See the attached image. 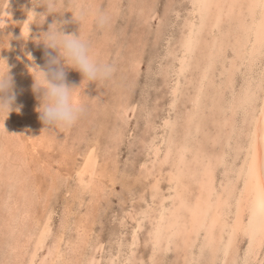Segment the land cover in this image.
Instances as JSON below:
<instances>
[{"label": "bare ground", "instance_id": "bare-ground-1", "mask_svg": "<svg viewBox=\"0 0 264 264\" xmlns=\"http://www.w3.org/2000/svg\"><path fill=\"white\" fill-rule=\"evenodd\" d=\"M19 1H21V0H19ZM69 2H70V0H69ZM117 2H118L117 0H109L108 6H107L108 12L106 14H104V16L106 15V17H107V16H109V14L112 15L111 13H113L114 10L115 11L118 10V8H117L118 3ZM119 2H120V0H119ZM19 3H18V5H19ZM189 5L191 6V9H190L189 14H188L189 17L188 18L186 16L184 17L186 19H184V23H182L183 24L182 25V33L179 32V35L181 37L179 36L180 39L178 37V39H179L178 45L180 47L181 51H179V52H181V54H180V56L176 55L177 56V58H176L177 71L175 70V72H176V75L180 78V77L184 76L185 72H187L188 70H192V71L196 70V72H197L196 78L197 79H195V81H194L195 83H193V80H194L193 77H195V76L192 75L193 77H191V76L187 77V79L193 78V80L188 81V83L192 84L191 85L192 86V91H191L192 93H190V91H189L190 94H188V95L183 93V91H180V84H178V83L179 82L181 83V81L178 82V79H177L176 86L172 90L173 100H172V103L169 102V104H171V108H177L179 106L176 107V104L179 101L181 103L180 105L182 106V109L177 108L178 110L177 111L175 110L176 114L174 116V119H170V117L167 119V117H166V119L163 121L164 122L163 126L167 129V132H165L166 137L164 135V137H165L164 139L162 138L163 135L160 137L163 139V140L161 139L162 143H160V144H162V146L164 147V148L162 147L163 153L161 151L162 156H159L161 146H155L154 145L153 146L154 147L153 152H151V153H153L152 155L154 156L153 162H155V163L157 162V168H158L156 171L157 175L162 176V174H163L162 169H164L163 167L166 165L168 166V170L166 171V173H167L166 174V176H167V182L166 183H168V189L166 190V188H165V190L167 192L171 191V193L167 197H164L162 195H160V197H159L158 196L159 193L163 192V191L159 192V183L161 181V177H160V181H159V179H156L152 175L153 171H148L149 176L147 174L146 175L150 178H151V176H152V178L154 177V180H155L154 183L152 184L151 188L148 186L152 190L151 195H150L151 199H152L151 203L154 204L156 202L155 200L157 199V196L159 197V199H157L158 201L156 202V206L152 211L151 210L148 211L150 208L146 209L147 207H145L144 212H143V210L141 211L143 219H148L147 221H149L148 223H150L149 224L150 228L147 231V236H146L147 238L145 237L146 241L143 238V240L146 243L150 244V248H151L150 249L151 253H150V256L148 259L149 260L148 264H160L161 256L164 255V253L169 251L170 249L175 251V252H179L176 255L179 257L181 264H194V263L195 264H264V0H190ZM6 6L4 7V9L2 11L3 13L0 14L1 15L0 16V23L1 24L4 22L3 19L5 17H7L8 15L9 16L15 15L14 14L15 11L12 15L10 13V9H8ZM14 8H16V7H14ZM18 8H21L20 5ZM23 8L24 7L22 6L21 11H23ZM69 8H68V10H69ZM130 9H132V8H130ZM16 10L18 11V9H16ZM51 11H52V7H51ZM77 11H76V13H77ZM86 11H87V9H86ZM92 11L96 15L95 10L93 9ZM142 11H144V10H142ZM171 11H173V10L171 9ZM80 12H82V11H80ZM174 12L176 14V11H174ZM22 13H19L18 15H20ZM47 13H50V12L47 11ZM65 13H66V11H65ZM65 13H63V15ZM69 13H71V12H69ZM91 14H93V13H91ZM16 15H17V13H16ZM33 15H34V13L32 11H30L27 14L26 21H25V24H24L22 30L20 32L17 31L19 28L16 30L20 35L17 36L18 38L16 39V44L14 46V49H15L14 52L16 51L15 58H14L13 62L10 64V66H9V64L5 65V63H2V67L0 65V84H1V81H2L3 77L5 76V74L8 71H11L10 69H13V70H15L14 75H16V77H20L19 79H17L18 80L17 82H18V84L20 83V85H22V87L25 84L26 85L29 83L32 84L35 81V83L36 82L40 83V86L42 84L44 87H46L47 92L49 91L48 93L51 94L53 89H57V88H55L53 86H52L53 88H49L51 86L50 85L51 81L49 80V77L51 75L49 76V74H46V76H43L45 74L40 73V67H41L42 62L40 61L41 62L40 63L38 61L39 59L37 60L36 58H30V57L25 58L24 60L22 59L23 53L25 52L24 48H23V45H25L24 39L26 37L28 28H29L30 24L32 23ZM55 15H57V14H54V17H55ZM60 15L58 14L59 17H60ZM80 15H79L78 20L81 19ZM83 15L85 17V14H83ZM137 15H138V12H137ZM169 15H167V16H169ZM11 16L9 18H12ZM64 16L66 18V15H64ZM179 16H180V14H179ZM179 16L176 15V17H179ZM19 17L20 16H18V18ZM76 17H78V16L76 15L74 17V19H76ZM139 17L142 18L146 22V20L149 19L151 17V15H149L147 13V15L143 16L141 14V16H139ZM14 18H15V16H14ZM108 18L110 20V17H107V19ZM174 18H175V16H174ZM13 19L11 20V22L13 21ZM47 19H45L44 21H46ZM62 19H60V20H62ZM142 19H141V21H142ZM60 20L58 19V21H60ZM83 20H85V22L87 21L86 19H83ZM94 20H91V23H92V21L94 22ZM167 20H168V18H167ZM180 20L178 19L179 22H180ZM22 21H23V19H22ZM66 21L67 20H65V22ZM72 21H73V18H72ZM175 21H176V19H175ZM14 22H16V21H14ZM17 22H16L17 24H20L19 20ZM35 22H36V20H35ZM49 22H50V20H49ZM77 22H79V21H77ZM105 22H107V21H105ZM150 22H151V20H150ZM60 23H62V22L60 21ZM83 23L84 22H82L81 24H83ZM62 24L65 25V23H62ZM62 24H60V25H62ZM145 24L147 26V23H144V25ZM167 24H170V23H167ZM180 24H181V22H180ZM3 25H4V23H3ZM73 25H75V24H73ZM78 25H77V27H78ZM177 25H179V24H177ZM86 26H87V24H86ZM148 26H149V24H148ZM169 26H174V25H169ZM54 27H57V24H55ZM77 27H75V28L77 29ZM179 27H181V26H179ZM58 28H56V29H58ZM72 28H74V27L72 26ZM83 28H86V27H83ZM156 28H157V26H156ZM52 29H54V28H52ZM61 29H62V34H63L64 29L62 27H61ZM81 30H80V32H81ZM179 30H180V28H179ZM58 31H59V29H58ZM76 31H78V30H76ZM86 31L88 33L89 29H86ZM43 32H45V31H43ZM52 32H53V30H52ZM71 32H72V30H71ZM83 32H81L82 35H83ZM164 32H166V31H164ZM164 32H163V35H164ZM156 33H157V31H156ZM156 33H154V34H156ZM75 34H76V32H75ZM105 34L106 33L104 32V35ZM95 35H94V37H95ZM71 37H73V36H71ZM75 37H73V38H75ZM139 37H141V36H139ZM139 37L137 36V38H139ZM167 37L168 36H166V38ZM60 38H62V37H60ZM67 38H69V36ZM141 39H142V37H141ZM63 40H65V39H63ZM72 40L74 42V39H72ZM72 40L70 42L71 44H72ZM155 40L157 41L156 38H155ZM68 41H69V39H68ZM94 41L96 42V40H94ZM110 41H112V40H110ZM101 42H104V41H101ZM138 42L136 44H140V38L138 39ZM31 43H32V41H31ZM100 44H102V43H100ZM167 44H169V43H167ZM140 45H144V44L142 43ZM141 47H143V46H141ZM141 47H139L140 50H142ZM50 48H52V46ZM171 48H173V47L171 46ZM62 49L64 50L65 47L63 46ZM127 49H129V48H127ZM132 49H133V47H132ZM99 50H101V49H98V51ZM144 50H145V48H143V51ZM167 50H169V49H167ZM228 50H230V52H231V57H229V62L227 63L228 65H226V67L222 66L223 68H222L220 74L216 73L217 75H220V77L222 76V79H220V77H218L221 82L218 81V82H220V84L217 85L216 84L217 82L216 83L214 82V74L215 73L213 74V69L216 66L217 62H219L221 59L227 58L226 54H227ZM43 51H42V53H43ZM131 51L132 50H130V51L128 50L126 52V54H128V53L131 54ZM1 52H4V51H1ZM4 54H5V52H4ZM129 54L127 55V57L129 56ZM176 54H178V53H176ZM33 55H34V53H33ZM35 55L37 56L36 53H35ZM99 55L100 54L98 53L96 56L98 57ZM174 55H173V57H174ZM135 56H137V55H135ZM87 57H88L87 61H89V62L92 61L93 55L91 54V52L88 54ZM140 57L141 56H139V58H133L132 57L133 59L130 61L134 65H138ZM12 59H13V57H12ZM127 59H129V58H127ZM43 61H45V60L43 59ZM261 61L263 63L261 65V69H260V73H259L258 77L254 78V77L250 76L252 70H254L253 67L256 65H259L258 63H261ZM222 62H224V61H222ZM84 64H86V63L84 62ZM123 64H124V61H123ZM128 64H130V63H128ZM219 64H221V62ZM130 65L132 68V64H130ZM241 66L246 67V70L248 71L249 76H247V74L245 75L246 80L243 84H241L243 86L242 89L240 90V92L239 91L236 92L237 89L236 90L234 89V85L236 83H234V82L237 78H236V76L234 77V75L236 74L237 70L238 71L241 70V68H240ZM217 67H218V65L216 66V68ZM136 68H137V66H136ZM120 69H118V71ZM127 69L125 68V70H127ZM49 70H50V68L47 71H49ZM123 70H124V68H123ZM216 70H218V68ZM216 70H214V71H216ZM124 72H127L128 76H129L128 71H124ZM175 72L173 74H175ZM10 73L11 72H9V74ZM164 73H163V75H165ZM239 73L241 74V71L238 72V76H239ZM62 74H63V72H62ZM123 74L125 75V73H123ZM10 76H12V75H10ZM22 76H25V78L24 77L22 78ZM127 77H126V79H128ZM165 77L166 76H164L163 78H165ZM233 77L235 78V80L233 79ZM126 79L124 78L125 84H126ZM129 79H132V78L129 76ZM219 79H217V80H219ZM242 80H244V79H242ZM113 82H115V81H113ZM128 82H129V80H128ZM128 82H127V84L129 85ZM168 82H170V81H168ZM188 83H186V84H188ZM118 85H120V84L118 83ZM128 85H125V86L128 87ZM59 86L60 85H57L58 88H59ZM188 86H189V84H188ZM5 87L7 88V86H5ZM22 87L20 89H22ZM186 87H187V85H186ZM117 88H118V86H117ZM171 89H172V87H171ZM187 90H191V89H186V92H187ZM71 92L72 91H70V93L66 96H65L66 93L65 94L63 93L62 102L64 104L68 103V106L71 108H74V107L77 108L78 103H79V98ZM78 92H80V91H78ZM116 93H117V91H116ZM125 93H128V91ZM20 94L24 95L25 93L22 90V91H20ZM168 94H169V92H168ZM125 95H127V94H125ZM27 96H28V94H27ZM170 96H171V94H170ZM185 97H187L186 101H184V99H186ZM179 98H182V101ZM16 99H18V98H16ZM130 99H129V101H130ZM158 101H160V100H158ZM23 102L25 103V100H23ZM146 103H147V101H146ZM25 104L28 105L27 102ZM120 104H121V101H120ZM123 104L124 103H122V105ZM27 105L22 104L21 106H23V107L21 109H18V104L14 105L15 107H13V110H14L13 112H15V114H17L18 117L11 118V116H9V118H4V120L1 119V121H0V169L3 170V167H6V166H8V168L11 167V168L16 170L15 174L18 176H20L22 174L21 170H23L29 166L28 163H29V160H31V158L27 159V156H28L27 151H29L27 148L29 147V145L27 147L26 143L28 141L31 143L30 145H32L34 147L42 145L43 142L46 143L45 145L43 144L42 147L40 146V148H42V150H43V147H45V146L50 147V145L54 141V140H52V136H50L48 132L46 133L44 131V130H46V129H44L45 127L43 128L44 123L42 121L44 119L42 121L38 120V116H37L38 113L36 114V112L34 111L35 108L34 109L31 108V111L29 114L26 113L25 109L27 108L26 107ZM44 106H46V105H44ZM120 106H118L117 104L114 105L113 106L114 111L119 112L122 109V112H125L126 108L122 107V106L120 107ZM143 106H145V105H143ZM155 106H156V104H155ZM169 107H170V105H169ZM149 108H150V106H149ZM143 109H144V107H143ZM153 110L155 111V109H153ZM114 111H112V112H114ZM205 111H208V113H206L208 115L204 114ZM122 112L120 111V113H122ZM69 114H71L70 111H69ZM112 114H110V115H112ZM116 116H115V119H116ZM118 118H120V117H118ZM145 118H149V117H145ZM17 119L22 120V123H23L22 127L24 128L25 132H29L28 134H29L30 138L27 139V137H26L24 140L21 137V135L17 132V130L15 131L17 133H15L14 131H12V133H9V131H7L8 129L6 127L9 124L13 123V121H15ZM115 119H113L112 121H114ZM160 119H159V121H160ZM122 120H123V118H122ZM148 120H150V119H148ZM208 121H209V124L211 125V128L208 127V125H209V124H207ZM94 123H95V120H94ZM145 123H147V122H145ZM89 124H91V123H89ZM109 124H112V123H109ZM114 124L115 123L112 124L113 127H114ZM153 124H155V122ZM86 126H89V125H86ZM116 126H118V124ZM78 127H80V126H78ZM85 128H87V127H85ZM89 128L93 129L92 125L89 126ZM146 128H147V126H146ZM111 129H112V127H111ZM20 130L21 129H19V131ZM75 130H77V128ZM98 130H100V129H98ZM116 130H118V127H116ZM73 131H74V129H73ZM78 131L81 132V130H78ZM86 131H88V130H86ZM92 131H94V130H92ZM92 131L90 132V134L93 133ZM108 131H110V130H108ZM83 132H85V130H83ZM113 132H114V129H113ZM113 132L111 131V133H113ZM155 132H157V131L155 130ZM159 132L161 133L160 130H159ZM86 133L87 132H85V134ZM141 133L143 134V132H141ZM149 133H153V132H149ZM21 134H22V132H21ZM74 134L76 135V137L74 138L73 141H75V139H77L76 143H78L77 141L79 140V138H77V136H80V133L75 132ZM88 134L89 133H87V135ZM96 134H97V132H95V135ZM113 135H114V133H113ZM122 135H123V133H122ZM83 136H84V133H83ZM146 136H148V135H146ZM197 136H201L200 139ZM89 137H90V135H89ZM89 137H88V140H89ZM91 137H92V135H91ZM71 139H73V137H71ZM71 139L69 141L73 144ZM64 140H66V137ZM146 140H147V137H146ZM156 140H157V138H156ZM121 141L122 140L117 141V143L121 142ZM61 142H63V140ZM146 142L150 143V141H146ZM67 143H68V141H67ZM100 144H101V142H100ZM62 146H63V144H62ZM87 146H88V143H87ZM104 146H107V145L104 144ZM104 146H102L103 149L105 148ZM110 146H111V144L109 145V147ZM113 146L115 147V145H113ZM118 146H119V144H118ZM118 146H116L115 148H117ZM144 146H145V143H144ZM74 147H72V148L75 149ZM102 147H101V149H102ZM70 148H71V146H70ZM115 148H113V149H115ZM144 148H146V147H144ZM59 149H61V148H59ZM67 149L69 150V148H67ZM108 149H110V148H108V146H107V149H106L107 151L104 152L105 154L108 152ZM110 151L112 152V148ZM118 151L120 152V150H117L116 152H118ZM151 151H152V149H151ZM102 152H103V150H102ZM119 152H118V154H119ZM76 153H78V152H76ZM45 154H47V153H45ZM73 154H75V153H73ZM65 155H67V154H65ZM106 155H109V154H106ZM83 156H85V155H83ZM44 157H45V155H44ZM60 157H61V155H60ZM69 157H71V156L69 155L67 157V159ZM100 157L102 158V154ZM146 157H148V156H146ZM72 158H73V155H72ZM108 158H111V156ZM116 158H117V154H116L114 159H116ZM106 159H107V157H106ZM148 159H149V157H148ZM34 160H36V159L34 158ZM71 160H70V163H71ZM130 160H132V159H130ZM111 161H113L112 158H111ZM105 162H106V160H105ZM105 162H103V163H105ZM113 162H115V161H113ZM117 162H118V160H117ZM142 162L143 161H141V163ZM46 163H47V161H46ZM57 163H59V162H57ZM106 163L108 164V162H106ZM132 163H133V161H132ZM44 164L42 165V163H41V165L45 167ZM82 164L83 165L81 166V168H79V170L77 171V177H78L77 180L79 182V185L76 188L77 190L75 189L76 191L75 190L74 191H75V194L78 195L79 201H80V198L82 197V195L84 197L89 196L88 201H86V203L88 202V205L85 206V207H87V209L85 210V208H84V211H81L78 209L79 211L76 214V212H74V208L72 205L74 202L71 204L70 203L67 204L69 202L67 200V203H66L67 205L64 203L65 205H63V207H61V209H60L63 212V215H61V216H63V218H62L63 220L60 221L61 223L57 222V224L60 223L59 227L62 230L60 232L61 233L59 236L60 238L54 234L55 237H57V239L59 238V241H57V243H55V248L52 247L53 248V250H52L53 255L49 258V260L46 261L45 259H43L44 262L41 261L40 264H70V263H72L71 260L63 257L62 252H60V250H61L60 247L61 246L63 247L62 244H64L61 241L63 238L65 239V237H66L65 232L68 231L67 228L69 226L70 227L72 226L73 229H71V230H73L74 231L73 234H75L74 236L76 239H74V241L72 243V246H74L75 250L78 249V251H79V249H80L82 251H85V253H87V251H90V250L92 252H95L99 248V246H97L98 243L96 245L92 246V243L90 241L92 238L90 237L91 239L90 240L88 239L90 235L86 234L87 232H85V230H86L85 228H88V226H91V224H93L95 222V216H94V215H96L94 213L95 209L92 212L91 210H89V207H90V209L92 207H95V205H93V203H94L93 201L102 192L103 188L101 185L103 184L104 181L100 182V183H102L100 185L99 180L96 177V175H98L97 173L99 170L98 171L96 170L98 164H97V161L93 158L92 153L87 154V156L84 158V161ZM109 164H111V163H109ZM115 164H116V162H115ZM59 166H62V165L60 164ZM130 166H133V164ZM152 166H155V165H152ZM48 167H51V165ZM102 167L103 166H101V168ZM143 167L144 168H142V170L143 169L146 170L145 165ZM103 168H105V167H103ZM132 168H134V167H132ZM137 168L141 169V167H137ZM153 168L155 169V167H153ZM36 169H38V168H36ZM46 169H47V167H46ZM114 169L116 170V168H114ZM166 169H167V167H166ZM40 170H41V168H40ZM148 170H149V168H148ZM219 170H221L220 179L217 177ZM45 171L46 170H44V173H45ZM51 171H52V169L50 170V172ZM55 171H56V169H55ZM59 171H57V172H59ZM111 171H112V169H111ZM0 172H2V171L0 170ZM35 172H37V171H35ZM40 172H42V171H40ZM128 172H126L124 174V175H126L125 180L128 179L127 178V174H129ZM46 173H48V172L46 171ZM104 173H108V172H104ZM164 173H165V171H164ZM51 174H52V172H51ZM109 174L111 175L112 173H109ZM54 175H56V172ZM99 175H103V174L99 173ZM122 175H123V173H122ZM1 176H2V174L0 175V178H1ZM30 176H32V175H30ZM68 176H69V174H68ZM114 176H116V175H114ZM123 176L121 178L124 179ZM24 177H25V175H24ZM54 177L55 176H52V180L57 179V176L55 178ZM85 177L88 180L86 183H84V179H83ZM110 177H112V176H110ZM110 177H109V179H110ZM128 177H130V174L128 175ZM163 177H164V175H163ZM35 178L33 177V179H35ZM106 178H108V176ZM135 178H136V176H135ZM140 178H138V179H140ZM73 179H75V178H73ZM112 179H114V178H112ZM143 179H144V177H143ZM164 179H165V177H164ZM40 180H41V178H40ZM65 180H67V179H65ZM100 180H101V177H100ZM55 181H57V180H55ZM60 181H58V182H60ZM130 181H132V180H130ZM43 182L44 181H42L41 183H43ZM49 182H50V180H49ZM133 182H134V180H133ZM162 182H163V180H162ZM162 182H161V184H162ZM36 183H38V182H36ZM39 184H40V182L38 183L37 186H39ZM75 184H77V183L75 182ZM133 184L131 183L130 185H133ZM139 184H140V181H139ZM5 185L10 186L9 184H5ZM42 185H44V184H42ZM48 185H49V183H48ZM126 185L129 186V188L131 187V190H132L133 186H130L128 183ZM0 186H3V184H1ZM52 186H54V185H52ZM140 186H142V183L140 184ZM106 187L109 188L108 186H106ZM161 187H162V185H161ZM166 187H167V185H166ZM0 188L2 189V187H0ZM17 188H15V190H17ZM63 188L65 189L66 187H63ZM163 188H164V186H163ZM47 189H49V187ZM141 189H143V186L141 187ZM146 189H148V188H146ZM42 190H43V188H42ZM65 190L67 192V189H65ZM131 190H130V192H131ZM19 191H20L19 194H21V197H22V199L20 198L21 199L20 202L19 201L18 202H15V201L12 202L10 200V198H13V197H11V194L8 195L9 203L8 204L5 203V206L8 209L5 210V212L7 213L8 216H9V214L12 215V214H14V212H16V218H9L8 216L7 217L5 216L6 218L4 217L5 219L3 218L4 220H2L0 223V226H1L0 227L1 228L0 234L3 235V237H4L3 229L4 228L7 229L8 233L5 232V234L8 235L11 243H10V245H7L5 243L6 242L5 239L8 238L6 235H5L6 238L4 237L5 242L3 241V243H5V246L7 245L10 247L9 251L14 256L13 260H10V261L11 262L13 261L15 263L17 262L18 264H22L23 260H21V259H24V257H22L23 251H22V253L20 252V255H19V252L17 254L15 252L24 248L25 245H27L28 241L29 242L32 241V243L35 246V249L42 248V244H43V242H44V240L48 234V231H49V223H50V219H51V214H49V217L46 219L45 223L43 222L44 224L43 225L41 224L39 226V221L36 220L37 218L35 217L36 216L35 213L37 211L34 213L35 215L32 214L33 213L32 209L29 208V206H31L32 204L28 206V204H30V202L33 199L28 200L27 199L28 197H26L25 194H23L22 190L19 189ZM71 191L74 192L73 190H71ZM71 191H70V193H72ZM8 192L9 191H7V193ZM48 192H50V190ZM61 192L60 193L57 192V193L61 194ZM46 193H47V191H46ZM135 193H137V192H135ZM144 194H146V193H144ZM16 195H17V193H16ZM46 195H45V197H46ZM132 195L130 194L129 196L132 197V199H133ZM60 196H63V195H60ZM140 196H141V194H140ZM140 196L138 198H140ZM71 197L73 200V194ZM84 197H83L82 202L80 204H79V202H77L79 205V208H80V205L83 203ZM104 197H106V196H104ZM141 197L145 198L146 195H145V197H143V196H141ZM101 198H103V197H101ZM26 199L28 202H26ZM43 199L45 200V198H43ZM64 199H65V197H64ZM66 199H68V198H66ZM72 200L70 202H72ZM143 200L146 201V199H143ZM16 201H17V199H16ZM137 201H140V200H137ZM147 201H148V199H147ZM166 202H167V204H166ZM95 203H96V201H95ZM143 203H145V202H142V200H141V204H143ZM149 203L146 202L145 203L146 206ZM0 204H1V201H0ZM61 204H63V202ZM96 204H99V202ZM37 206H38V204H37ZM44 206H45V204H44ZM76 207H78L77 204H76ZM103 207H101V209H103ZM153 207H154V205H153ZM41 208H43V207L41 206ZM38 209H39V207H38ZM81 209H83V207ZM101 209L100 210L97 209V210L102 211ZM134 210L139 211L140 209L139 210L134 209ZM43 212L45 214V211H43ZM41 213L42 212H40L39 214H41ZM58 213H56V214H58ZM96 213H98V212H96ZM138 213H140V212H138ZM17 214H19L20 217ZM132 214H133V212H132ZM132 214H130L131 218H133ZM38 215H37V217H38ZM41 215H43V214H41ZM120 215H121V213H120ZM45 216H46V214H45ZM72 216H74V218ZM75 216H76V218H75ZM93 216H94V218H93ZM126 217H127V215H126ZM1 218H2V215H1ZM54 218H55V216H54ZM140 218H139V220H140ZM90 219H92V220L89 222L88 220H90ZM97 220H98L97 222H99V219H97ZM125 220H122L121 222H123ZM130 220H132V219H130ZM135 220H136V218H135ZM10 221H12L13 224L10 223ZM53 222H54V220H53ZM96 224H98V223H96ZM27 225L31 226L32 229L28 230V232L24 235L22 232ZM93 225H95V224H93ZM54 226H56V225L54 224ZM96 226H98V225H96ZM145 226L147 227V224ZM90 228L87 229L88 232L93 230ZM137 228L138 229L141 228L140 221L137 222ZM147 228H145V229H147ZM95 229H97V228H94V230ZM69 230H70V228H69ZM114 230L116 232V229H114ZM51 231H52V228H51ZM96 231H95V233H96ZM57 232H59V231H57ZM113 233L114 232H112L111 235H109V236L113 237L112 236ZM91 234H93V233H91ZM139 234H140V232H139ZM136 235H134L133 237L130 236L132 238V240L129 242V244H124V245H128L129 250H130L129 253L131 254V255H128V258L124 255L126 260H125V258H122V260L124 259L125 264H134L135 260H134V256H133L134 253L132 254V252H133L132 249L137 244ZM99 236H100V234H99ZM99 236H97V237H99ZM142 236H140V237H142ZM68 237L70 238V234ZM122 237H123V235H122ZM140 237H139V239H140ZM116 238L117 237L115 234V239ZM67 239L68 238H66V240ZM114 241H116V240H114ZM96 242H98V239ZM241 242L245 243V245L243 244L245 247L242 248L243 251L239 255V251L241 250V247H242ZM3 243H2V245H3ZM93 244H95V243H93ZM108 244L111 245V243H108ZM116 244L118 246L121 243L120 244L116 243ZM5 246H4V249H5ZM6 248H8V247H6ZM113 248L114 247H112L111 250H113ZM122 248L124 249L125 246ZM6 250H8V249H6ZM121 250L119 249V251H121ZM1 253L3 254V252H1ZM34 253H36L35 250H34ZM37 253H39V252H37ZM78 253H80V251ZM111 253H113V252L111 251ZM116 253H117V251H116ZM8 254H9V252H8ZM121 254L122 253H120V255ZM126 254H128V253H126ZM135 254H136V252H135ZM12 255H11V257H12ZM0 256H1V254H0ZM34 256H32L31 260L27 264H34V262H33V260L35 258ZM83 256H84V254H83ZM83 256L81 254H79L78 256H75L74 260L79 262L78 264H92L93 258L90 256H93V255H90L88 257V260L86 261V263H84L85 261L82 262L84 259H87V258H85V256L84 257ZM118 256H119V254H118ZM45 257H46V255H45ZM119 259H121V258L119 257ZM119 259H118V261H119ZM143 259H145V258H143ZM1 262H3V261H1ZM4 262H6V261H4ZM68 262H70V263H68ZM140 262H141L140 264H143L141 259H140ZM25 263H26V260H25ZM120 263H122V261ZM177 263H179V262H177ZM109 264H114L113 260H110Z\"/></svg>", "mask_w": 264, "mask_h": 264}, {"label": "rangeland", "instance_id": "rangeland-1", "mask_svg": "<svg viewBox=\"0 0 264 264\" xmlns=\"http://www.w3.org/2000/svg\"><path fill=\"white\" fill-rule=\"evenodd\" d=\"M117 1H118L117 2L118 3V7H117L118 10L117 11L114 10V12L111 13L112 15L109 14V16H107V17H110V20H109V18L107 19L106 15L104 16V14H106L108 12L107 6L109 3V0H70V2H69V0H21V1H19V0H4V1L0 0V5H1L0 6V14L3 13L2 11L6 5H7L6 7L8 9H10V13L12 15L15 11V13H14L15 18H14V16H11V15L10 16L12 18H9L10 16L8 15L7 17H5L3 19L4 25H3V23L2 24L0 23V33H1L0 34V47L2 48V49L0 48V59H1L0 65H1V67H2V63H5V65L9 64V66H10V64L13 62V60L15 58V54H16V51L14 52V50H15L14 46L16 44V39L18 38L17 36L20 35L18 32H20L22 30V28L25 24V21H26L27 14L30 11H32L34 13V15H33L32 23L30 24L28 31H27V34H26V37L24 39L25 45H23V48H24L25 52L23 53L22 59L24 60L25 58H29V57L30 58H36L37 60L39 59L38 61L42 62V63L40 62L41 63L40 73L45 74L43 76H46V74H49V76L51 75L49 77V80L51 81V84H50L51 86L49 88H53V87L57 88V89H53L52 93L50 94V93H48L49 91L47 92L46 87H44L42 84L40 86V83H38V82L35 83V81L32 84H30V83L27 85L25 84L24 85L25 87L24 86L22 87V85H20V83L18 84V82H17L18 81L17 79H19L20 77H16V75H14L15 70H13V69H10L11 71H8L5 74V76L3 77L1 84H0V121H1V119L4 120V118H9V116H11V118L18 117V115L15 114V112H13L14 111L13 107H15L14 105L18 104V109H21L23 107L21 105L22 104L27 105V104H25L27 102L28 105L26 106L27 108L25 109L26 113L29 114L31 111V108L32 109L35 108L34 111L36 112V114L37 113L39 114V115L37 114L38 120L42 121L44 119L42 121L44 123L43 128L45 127L44 129H46L44 131L46 133L48 132L49 135L52 136V140H54L53 143L50 145V147H47V146H45L46 148L43 147L44 151L42 150V148H40V146L42 147L43 144L44 145L46 144L44 142L42 143V145L35 146V147L30 145L31 143L29 141L26 143L27 147L29 145V147L27 148L29 150V151H27V154H28V156L30 155L29 157L27 156V159L31 158V160H29V163H28L29 166L26 167L25 169L21 170L22 174L20 173L21 174L20 176L16 175L15 174L16 170L11 168V167L8 168V166H6V167H3V170L0 169L2 171V172H0L2 174V176L0 178V182H1L0 185L3 184V186H4V187L0 186L3 189L2 190L0 188V201L2 204V205L0 204V223L2 220H4L8 216L7 213L5 212V210L8 209L5 206V203H7V204L9 203L8 195L11 194V197H13V198H10V200L12 202L13 201H15V202L19 201L20 202V200L22 199L21 194H19V192H20L19 189L22 190L23 194H25L26 197H28L27 198L28 200L33 199L30 202V204H28V206L32 204L31 206H29V208L32 209V212H33L32 214H34L37 211L35 213L36 214L35 217L37 218L36 220L39 221V226L41 224L43 225L45 223L46 219L49 217V214H51L52 220L50 219L49 231H48V234H47V236H46V238L42 244V248L35 249V246L32 243V241H30V242L28 241L27 245H25L24 248L15 252L16 254L19 252V255H20V252L22 253V251H23V253L25 254L24 255L22 253V257H24V259H21V260H23L22 264H27L31 260L32 256H34V255H35L34 256L35 258L33 260L34 264H40L41 261L44 262L43 259L48 261L49 258L53 255L52 250H53V248H55V243H57V241H59V238H60L59 236L61 234L60 232L62 231L59 226L61 223L60 221L63 220L62 219L63 216H61V215H63V212L60 209H61V207H63V205H65L67 203V200L69 201L67 204H69V203L71 204L74 202L72 205L74 208V212H76V214L78 213L79 210L84 211V208H85V210L87 209V207H85V206L88 205V202L86 203V201H88L89 196L84 197L82 195V197L80 198V201H79L78 195L75 194V191L77 190L76 188L79 185V182L77 180L78 179L77 171L83 165L82 163L84 161V158L87 156V154H90V153H92L93 158L97 161L98 165H97L96 170L100 171V172L98 171V173H97L98 175H96V177L99 180V183L103 182V181L104 182H103V184L100 183V185L102 184L101 186L103 188V190H102L103 193L101 192L98 195V197L93 201L94 202L93 205H95L96 208L92 207L90 209V207H89V210H91L92 212L95 209L94 213L96 215H94L95 216V222L93 223L95 225L91 224V226H88V228L91 227L90 229H93L91 231L89 230L90 232H88V230H87L88 228H85L87 230V231L85 230V232H87L86 234L90 235L88 238L89 240L92 238L90 240L92 243V246L96 245L98 243L99 245L97 244V246H99V248L95 252H92L90 250V251H87V253H85V251H82L79 249L80 253H78L79 252L78 249L75 250L74 246H72V243H73L74 239H76V238L74 236L75 234H73L74 231L71 230V229H73L72 226L71 227L69 226L67 228L68 231L65 232V236H66V237L64 236L65 239L63 238L61 241L62 243H64V244H62L64 248L61 246L62 248L60 247V249H61L60 252H62L63 257L68 258L69 260L72 261V263L68 262L70 264H78L79 263L76 260H74L75 256H78L79 254H81L82 256L84 254L85 258H87V259L83 258L84 260L82 262L85 261L84 263H86V261L88 260V257L90 255H93V256H90L93 258L92 264H109L110 260H113L114 264H119L121 261L123 264H125V261H124V259L122 260V258H125V256L128 258V255H131V254L129 253L130 250H129L128 245H124V244H129V242L132 240L131 237H133L134 235L137 234L136 235L137 244L132 249V251H133L132 254L134 253L133 256H134V260H135L134 264H140L141 263L140 259L142 260L143 264L149 263L148 259H149L150 253H151V251H150L151 248H150V244L146 243L145 241L147 238L146 237L147 231L150 228V225H149L150 223H148L149 222V221H147L148 219H143L141 211L143 210V212H144L145 207H147L146 209L150 208L148 211H150V210L152 211L155 208L156 202L158 201L157 199H159L160 195L167 197L171 193V191H168V192L166 191L168 189V183H166L167 182L166 171L168 170V166L166 165L163 167L164 169H162V173H163L162 176L157 175V173H156V171L158 169L157 168V162L156 163L153 162L154 156L152 155L153 153H151V152H153V148H154L153 146L154 145L155 146H161L159 156H162L164 147L160 143H162V140L166 137L165 132H167V129L163 126V124H164L163 121L166 119V117H167V119L169 117H170V119H174L176 111L178 110L177 108L182 109V106L180 105L181 103L179 101L176 104V107L179 106L177 108H171V104H169V102L172 103V100H173L172 90L176 86L177 79H178V82L181 81V83L180 82L178 83V84H180V91H183V93H185L186 95L192 93L191 92L192 91V86H191L192 84L188 83V81H191L194 78L193 83H195L194 81H195V79H197L196 78L197 77L196 70H193V71L188 70L187 72H185L184 76H182L180 78L176 75V72H175V70L177 71L176 58H177V56H180V54H181V52H179L181 50H180V47L178 45L179 39L181 37L179 35V32L182 33V25H183L182 23H184V19H186V18H184L185 16L187 18L189 17L188 14H189V11L191 9V6L189 5L190 0H120L121 3L119 2V0H117ZM18 3H19L21 8H18L19 7ZM22 6L24 7L23 11H21ZM14 7H16V8H14ZM51 7H52V11H51ZM68 8L70 11L68 10ZM130 8H132V9H130ZM16 9H18V11ZM86 9H87V11H86ZM93 9L95 10L97 16L92 11ZM171 9L173 11H171ZM77 10L78 11L80 10L82 12H80V11L78 12ZM142 10H144V11H142ZM47 11L50 13H47ZM65 11H66V13H65ZM76 11H77V13H76ZM174 11H176V14ZM69 12H71V13H69ZM137 12H138V15H137ZM16 13H17V15H16ZM19 13H22V14L18 15ZM63 13H65L64 15H66V18L63 15ZM91 13H93V14H91ZM147 13L149 15H151V17L149 19H147L145 22L139 16H141V14L143 16L147 15ZM178 13L180 14V16ZM54 14H57V15H55V17L57 16L56 18L54 17ZM58 14L59 15L61 14L60 17L58 16ZM83 14H85V17ZM76 15L78 17H76V19H74V17ZM79 15L81 16L80 20H78ZM167 15H169V16H167ZM176 15L179 17H176ZM18 16H20V17L18 18ZM174 16H175V18H174ZM47 18L50 20V22ZM72 18H73V21H72ZM167 18H168V20H167ZM12 19H13V21L11 22ZM22 19H23V21H22ZM45 19H47V20L44 21ZM58 19L59 20L62 19L60 21L62 23H65V25L60 23V21H58ZM83 19H86L87 21L85 22V20H83ZM141 19H142V21H141ZM175 19H176V21H175ZM178 19L179 20L181 19L180 20L181 24L178 21ZM18 20L20 21L19 22L20 24H17ZM35 20L37 23L35 22ZM65 20H67L66 21L67 23L65 22ZM91 20H94L95 23L93 21L91 23ZM150 20H151V22H150ZM14 21H16L17 23ZM77 21H79V22H77ZM105 21H107V22H105ZM80 22L81 23L84 22V23L81 24ZM54 23L57 24V27H54V25H55ZM72 23L75 25H73ZM144 23H147V26H146V24L144 25ZM167 23H170V24H167ZM60 24H62V25H60ZM86 24H87V26H86ZM148 24H149V26H148ZM177 24H179V25H177ZM77 25H78V27H77ZM169 25H174V26H169ZM72 26L74 28H72ZM156 26H157V28H156ZM179 26H181V27H179ZM61 27L64 29L63 34H62ZM75 27H77V29ZM83 27H86V28H83ZM52 28H54V29H52ZM56 28H58L60 32ZM179 28H180V30H179ZM75 29L78 31H76ZM86 29H89L88 33H87L88 30L86 31ZM52 30H53V32H52ZM71 30H72V32H71ZM80 30H81V32L84 31L83 35L81 34ZM43 31H45V32H43ZM156 31H157V33H156ZM164 31H166L167 33ZM75 32H76V34H75ZM104 32L106 33L105 35H104ZM163 32H164V35H163ZM154 33H156V34H154ZM67 35L69 36V38H67L68 37ZM94 35H95V37H94ZM71 36H73V37L76 36L75 37L76 39L71 37ZM137 36L142 37L143 40L141 39V37H139L140 38V44L143 43L144 45L136 44L138 42V39H139V38H137ZM166 36H168V37L166 38ZM60 37H62V38H60ZM178 37H179V39H178ZM155 38L157 39V41L155 40ZM63 39H65V40H63ZM68 39H69V41H68ZM72 39H74V42ZM71 40H72V44L70 43ZM94 40H96V42ZM110 40H112V41H110ZM31 41H32V43H31ZM101 41H104V42H101ZM100 43H102V44H100ZM167 43H169V44H167ZM51 46H52V48H50ZM63 46L65 47L64 50L62 49ZM138 46L139 47L143 46V47H141L142 50H140V48ZM171 46L173 48H171ZM132 47H133V49H132ZM127 48H129V49H127ZM143 48H145V50H144L145 52L143 51ZM98 49H101L102 51L101 50L98 51ZM167 49H169V50H167ZM128 50L129 51L132 50L131 54L128 53L130 57L129 56L127 57L128 54H126V52ZM1 51H4L5 54H4V52H1ZM42 51H43V53H42ZM90 52L93 55V59H92V61L89 62V61H87L88 60L87 56ZM97 52L100 54L98 57L96 56L98 54ZM33 53H34V55H33ZM35 53L37 54V56L35 55ZM176 53H178V54H176ZM135 55H137L138 57ZM173 55H174V57H173ZM139 56H141L139 59V64L134 65L130 60H132L133 58H139ZM12 57H13V59H12ZM226 57L227 58L221 59L224 62H222L221 60L219 62H217L216 66L218 65V67H217L218 70H216L217 69L216 66L213 69V74L215 73L214 74V82L215 83L217 82L216 83L217 85L220 84V82H221L220 79H222V76L220 77V75H217V74H220L222 68L224 66L226 67V65H228L227 63L229 62V57H231L230 50H228ZM125 58L126 59L129 58V59L126 60ZM43 59L45 61H43ZM123 61H124V64H123ZM84 62L86 64H84ZM220 62H221V64H219ZM128 63L132 64L133 69L131 68V65ZM262 63L263 62L261 61V63H258L259 65H256L253 67L254 70H252L250 76H252L254 78L258 77ZM136 66H137V68H136ZM122 67L124 68V70ZM49 68H50V70L47 71ZM125 68L126 69L128 68V69L125 70ZM240 68H241V70H240L241 74L239 73V76H238V72H240V71L237 70V72H236L237 75L236 74L234 75V77L236 76L237 79L235 80V78L233 77V79L235 80L234 83H236L234 85V89L235 90L237 89L236 92L237 91L240 92V90L242 89L243 86L241 84H243L246 80L245 75L247 74V76H249L248 71L246 70L245 66H241ZM118 69H120L121 71L120 70L118 71ZM214 70H216V71H214ZM124 71H128L129 76L132 79H129L127 72H124ZM9 72H11V73L9 74ZM62 72H63V74H62ZM162 72L163 73L165 72L164 73L165 75H163ZM174 72H175V74H173ZM123 73H125V75ZM10 75H12V76H10ZM192 75L195 77H193ZM164 76H166V77L163 78ZM189 76H191L193 78L187 79V77H189ZM23 77L25 78V76H22V78ZM126 77L128 79H126ZM218 77H220V79ZM124 78L126 79V84H125ZM217 79H219V80H217ZM242 79H244V80H242ZM128 80H129V82H128ZM113 81H115L116 83ZM168 81H170V82H168ZM218 81H220V82H218ZM127 82L129 83V85L127 84ZM118 83L120 85H118ZM186 83H188L190 87ZM185 84L187 85V87ZM57 85H60L59 88L57 87ZM125 85H128V87ZM5 86H7V88ZM117 86H118V88H117ZM21 87H22V89H20ZM171 87H172V89H171ZM186 89H191V90H187V92H186ZM22 90L25 93L24 95H21L22 93L20 94V91H22ZM70 91H72L71 93H73L74 95H76L79 98V103H78L77 108L76 107L71 108L68 106L67 102H66L67 104H64L62 102L63 93L64 94L66 93L65 94V96H66L70 93ZM78 91H80V92H78ZM116 91H117V93H116ZM127 91H128V93H125ZM189 91H190V93H189ZM168 92H169V94H168ZM27 94H28V96H27ZM125 94H127V95H125ZM170 94H171V96H170ZM16 98H18V99H16ZM185 98L186 99H184V101L187 100V97H185ZM129 99H130V101H129ZM179 99L182 101V98H179ZM23 100H25V103L23 102ZM119 100L121 101V104H120ZM158 100H160V101H158ZM146 101H147V103H146ZM122 103H124V104L122 105ZM116 104L118 106L121 105L122 107H125L126 111L122 112V109L120 110L122 113H120V111L119 112L114 111L113 106ZM155 104H156V106H155ZM168 104L170 105V107ZM44 105H46V106H44ZM143 105H145V106H143ZM148 105L150 106V108ZM143 107H144V109H143ZM153 109H155V111ZM69 111L71 114H69ZM112 111H114V112H112ZM206 113H208V111H205V113H204L205 115H208ZM110 114H112V115H110ZM116 115L120 118H118ZM115 116H116V119H115ZM145 117H149V118H145ZM112 118L115 120L112 121L113 120ZM122 118H123V120H122ZM148 119H150V120H148ZM159 119H160V121H159ZM17 120L13 121V123L9 124L6 127L8 129L7 131H9V133H12V131L15 132L17 130V132L21 135V137L24 140L26 137H27V139L30 138V136L28 134L29 132H25L24 128L22 127L23 126L22 120H20V119H17ZM94 120H95V123H94ZM145 122H147V123H145ZM154 122H155V124H153ZM89 123H91V124H89ZM109 123H112V124L115 123L114 127L118 124V126H116V127H118V130H116V127L114 128L113 125L109 124ZM207 124H209V121L207 122ZM86 125H89V126L92 125L93 129L89 128V126H86ZM145 125L147 126V128ZM9 126L10 127L12 126V127L10 128ZM78 126H80L81 128ZM153 126L154 127L156 126V127L154 128ZM75 127L77 128V130H75L76 129ZM85 127H87L88 129ZM111 127H112V129H111ZM208 127L211 128V125L209 124ZM19 129H21V130L19 131ZM73 129H74V131H73ZM82 129L85 130V132H87L89 134L88 135H87V133L85 134V132H83ZM89 129L91 131L94 130V131H92L93 133L90 134L91 131ZM98 129H100V130H98ZM113 129H114V132H113ZM158 129L161 131V133L159 132ZM78 130H81L82 133ZM86 130H88V131H86ZM108 130H110V131H108ZM155 130L157 132H155ZM111 131L114 133L115 136L113 135V133H111ZM120 131L123 133V135ZM17 132H15V133H17ZM21 132H22V134H21ZM75 132L80 133V136H77V138H79V140L81 139L80 141L79 140L77 141L78 143H76L77 139H75V141H73L74 138L76 137V135L74 134ZM95 132H97L96 135H95ZM141 132H143V134ZM149 132H153V133H149ZM83 133H84V136H83ZM89 135H90V137H89ZM91 135L93 138L91 137ZM146 135H148V136H146ZM162 135H163V137H162L163 139L160 138ZM164 135H165V137H164ZM65 137H66V140H64ZM71 137H73V139H71ZM88 137H89V140L91 142L88 140ZM146 137H147V140H146ZM155 137L157 138V140ZM197 137L200 139L201 136H197ZM70 139L72 140L73 144L69 141ZM62 140H63V142H61ZM120 140H122V141L117 143V141H120ZM67 141H68V143H67ZM146 141H150V143H147ZM100 142H101V144H100ZM87 143H88V146H87ZM144 143H145V146H144ZM62 144H63V146H62ZM104 144H106L108 146V148H110V149H108V152L106 153L109 155H106L104 153L105 151H107L106 150L107 146H104ZM110 144H111V146L109 147ZM118 144H119V146H118ZM113 145H115V147L116 146H118V147L115 148ZM70 146H71V148H70ZM100 146L101 147L104 146L105 148L103 149V147H102V149H101ZM66 147L69 148V150ZM72 147H74L75 149H73ZM144 147H146V148H144ZM59 148H61V149H59ZM111 148H112V152L110 151ZM113 148H115L116 150ZM151 149H152V151H151ZM102 150H103V152H102ZM117 150H120V152L118 151L119 154H118V152H116ZM69 151L70 152L72 151V152L70 153ZM161 151H162V153H161ZM76 152H78V153H76ZM45 153H47V154H45ZM73 153H75V154H73ZM65 154H67V155H65ZM101 154H102V158L100 157ZM116 154H117L116 159L118 160L119 163L117 162L116 159H114ZM44 155L46 158L44 157ZM60 155H61V157H60ZM69 155L71 157H69L67 159V157ZM72 155H73V158H72ZM83 155H85V156H83ZM110 156H111L112 160L116 162V164H115V162L111 161V158H108ZM146 156H148L149 159ZM106 157H107V159H106ZM34 158L36 160H34ZM130 159H132V160H130ZM70 160H71V163H70ZM105 160H106V162H108V164L105 162ZM46 161H47V163H46ZM132 161H133V163H132ZM141 161H143V162L145 161V162L141 163ZM57 162H59V163H57ZM103 162H105V163H103ZM41 163H42V165L45 163L44 164L45 167L42 166ZM48 163L51 165V167H48V166H50ZM109 163H111V164H109ZM60 164L62 166H59ZM132 164H133V166H130ZM144 165H145L146 170H144V169L142 170V168H144L143 167ZM152 165H155V166H152ZM101 166H103L105 168H103V167L101 168ZM46 167L49 171L46 169ZM132 167H134V168H132ZM137 167H141V169L137 168ZM153 167H155V169ZM166 167H167V169H166ZM36 168H38V169H36ZM40 168H41V170H40ZM114 168H116V170ZM148 168H149V170H148ZM51 169H52V171H51L52 174L50 172ZM55 169H56V171H55ZM111 169H112V171H111ZM44 170H46L48 173H46V171L44 173ZM53 170L56 172V175H54L55 172ZM113 170L115 172L116 171L117 172L115 173ZM35 171H37V172H35ZM40 171H42V172H40ZM57 171H59V172H57ZM125 171L126 172L129 171L128 173L130 174V177H128L129 174H127L128 179H126V180H125L126 175H124L126 173ZM148 171H153L152 175L156 179H159V181H160V177H161V181L159 183V192L160 191H163V192L159 193V195H158L159 197L157 196V199L155 200L156 202L154 204L151 203L152 199H151L150 195H151L152 190L150 188H151V186L155 180H154V177L152 178V176H151L152 179L150 177H148L149 176ZM164 171H165V173H164ZM104 172H108V173H104ZM220 172H221V170H219L218 174H217V177L219 179L221 177ZM99 173L103 174V175H99ZM109 173H112V174L110 175ZM122 173L124 176L122 175ZM68 174L70 177L68 176ZM24 175H25V177H24ZM30 175H32V176H30ZM114 175H116V176H114ZM163 175H164L165 179H164ZM52 176H55V177L57 176V179H55L57 181H55L54 179L52 180ZM105 176L106 177L108 176V178H106ZM110 176H112V177H110ZM122 176L124 177V179L121 178ZM135 176H136V178H135ZM33 177L34 178L36 177V178L33 179ZM72 177L75 179H73ZM100 177H101V180H100ZM102 177L103 178L105 177V178L103 179ZM109 177H110V179H109ZM137 177L138 178L141 177V178L138 179ZM143 177H144V179H143ZM40 178H41V180H40ZM112 178H114V179H112ZM65 179H67V180H65ZM83 179H84V183H86L88 181L86 177ZM129 179L132 181H130ZM49 180H50V182H49ZM133 180H134V182H133ZM162 180H163V182H162ZM42 181H44V182L41 183ZM58 181H60V182H58ZM139 181H140V184L142 183L143 189H141L142 186H140ZM36 182H38V183L40 182L39 186H37L38 183H36ZM47 182L49 183V185ZM75 182L77 184H75ZM161 182H162V184H161ZM125 183L126 184L128 183L129 185L131 183L132 184L134 183L133 185H130V186H133L132 190H131V187L129 188V186H127ZM5 184H9L10 186H8V185L6 186ZM42 184H44L45 186ZM160 184L162 185V187ZM52 185H54V186H52ZM166 185H167V187H166ZM106 186H108L109 188H107ZM163 186H164V188H163ZM48 187H49V189H47ZM63 187H66L65 189H67V192ZM15 188H17V190H15ZM42 188H43V190H42ZM146 188H148V189H146ZM165 188H166V190H165ZM49 190H50V192H48ZM71 190H73V191L75 190V191L72 192ZM130 190H131V192H130ZM7 191H9V192L7 193ZM46 191H47V193H46ZM70 191L72 193H70ZM15 192L17 193V195ZM57 192H59V193L61 192V194H59ZM135 192H137V193H135ZM142 193L143 194L146 193V194L143 195ZM72 194H73V200L71 197ZM130 194L131 195L133 194L132 195L133 199H132V197L129 196ZM140 194L143 197H145V195H146V197L142 198L140 196ZM45 195H46V197H45ZM60 195H63V196H60ZM104 196H106V197H104ZM139 196L141 199L138 198ZM64 197H65V199L66 198H68V199L65 200ZM83 197H84L83 203L80 205V208H79V205L77 202H79V204H80L82 202ZM101 197H103V198H101ZM43 198H45V200ZM16 199H17V201H16ZM27 199H26V202H28ZM143 199H146V201ZM147 199H148V201H147ZM71 200H72V202H70ZM137 200H140V201H137ZM141 200H142V202H145V203L150 202L151 204L149 203L146 206L145 203L141 204ZM61 201L63 202V204H61L62 203ZM95 201H96V203L99 202V204H96ZM37 204H38V206H37ZM44 204H45V206H44ZM76 204L78 207H76ZM166 204H167V202H166ZM153 205H154V207H153ZM41 206L43 208H41ZM38 207H39V209H38ZM82 207H83V209H81ZM101 207H103L104 210L101 209ZM133 208L136 210H139V209L140 210L135 211ZM97 209L98 210L101 209L102 211H98ZM42 210L45 211L46 216ZM40 212H42L41 214H43V215L39 214ZM96 212H98V213H96ZM132 212H133V214H132ZM138 212H140V213H138ZM56 213H58V214H56ZM120 213H121V215H120ZM130 214H132V217L134 219L131 218ZM1 215H2V218H1ZM17 215L20 217L19 214H17ZM37 215H38V217H37ZM126 215H127V217H126ZM54 216H55V218H54ZM94 216H93V218H94ZM8 217L9 218H16V212H14V214H12V215L9 214ZM72 217L74 218V216H72ZM75 218H76V216H75ZM135 218H136V220H135ZM139 218H140V220H139ZM92 219H90L88 221L90 222ZM97 219H99V222H97L98 221ZM130 219H132V220H130ZM53 220H54V222H53ZM122 220H125V221L121 222ZM139 221L141 224L140 229L137 228V222H139ZM57 222H60V223L57 224ZM10 223L13 224L12 221H10ZM96 223H98V224H96ZM145 223L147 224L148 228L145 226L146 225ZM54 224L56 226H54ZM96 225H98V226H96ZM51 228H52V231H51ZM69 228H70V230H69ZM94 228H97V229L94 230ZM113 228L116 229V232ZM145 228H147V229H145ZM30 229H32V227L27 225L24 228L22 233L25 235L28 232V230H30ZM57 231H59V232H57ZM95 231H96V233H95ZM3 232H4V237L5 238H6V236L8 237V235L5 234V232L8 233L7 229L4 228ZM110 232L111 233L114 232L113 233L114 235L112 234L113 237L109 236V235H111ZM139 232H140V234H139ZM91 233H93V234H91ZM54 234L57 235V237H59V238L57 239V237H55ZM69 234H70V238L68 237ZM99 234H100V236H99ZM115 234L117 237L116 239H115ZM121 234L123 235V237ZM97 236H99V237H97ZM140 236H142V237H140ZM4 237H3V235L0 234V254L2 256V257L0 256V258H1L0 264H6V263L7 264H13V263L18 264L17 262L15 263L12 261L13 262L12 263L10 261V260H13V258H14V256L9 251L10 247L7 246V245H10L11 242H10L9 237L7 238L8 240L5 239V241H6L5 242ZM139 237H140V239H139ZM66 238H68V239L66 240ZM143 238L145 241L143 240ZM97 239H98V242H96ZM114 240H116V241H114ZM3 241L7 244L6 246H5V243H3ZM115 242L118 244H120V243L121 244L117 246V244ZM2 243H3V245H2ZM93 243H95V244H93ZM108 243H111V245ZM243 244L245 245L244 242H241L242 247H241V250L239 251V255L243 251L242 248L245 247ZM4 246H5V249H4ZM121 246L122 247L125 246V248L123 249ZM6 247H8V248H6ZM112 247H114L113 250H111ZM6 249H8V250H6ZM119 249L120 250L122 249L123 251L121 250L122 251L121 252V251H119ZM34 250L36 253H34ZM24 251L25 252L27 251L26 252L27 254ZM111 251L113 253H111ZM116 251H117V253H116ZM1 252H3L4 255ZM8 252H9V254H8ZM37 252H39L40 254ZM125 252L128 254H126ZM135 252H136V254H135ZM120 253H122V254L120 255ZM178 253L179 252H175L171 249L169 251L165 252L164 255L161 256V260H160L161 262L159 261L160 264H181L179 257L176 255ZM118 254H119V256H118ZM11 255H12V257H11ZM45 255H46V257H45ZM119 257L121 259H119ZM143 258H145V259H143ZM118 259H119V261H118ZM25 260H26V263H25ZM125 260H126V258H125ZM1 261H3V262H1ZM4 261H6V262H4ZM176 261L179 263H177ZM122 263H120V264H122Z\"/></svg>", "mask_w": 264, "mask_h": 264}]
</instances>
